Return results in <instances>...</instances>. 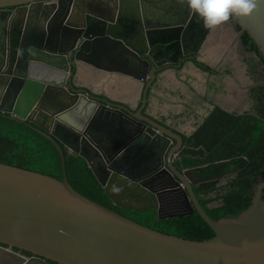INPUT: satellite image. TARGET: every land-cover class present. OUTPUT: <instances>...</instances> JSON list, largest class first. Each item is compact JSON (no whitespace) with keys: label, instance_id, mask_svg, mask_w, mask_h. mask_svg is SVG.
I'll use <instances>...</instances> for the list:
<instances>
[{"label":"water","instance_id":"1","mask_svg":"<svg viewBox=\"0 0 264 264\" xmlns=\"http://www.w3.org/2000/svg\"><path fill=\"white\" fill-rule=\"evenodd\" d=\"M183 1L0 0V110L52 140L63 171L58 179L0 162V264H264V173L246 210L215 220L194 191L190 169L174 164L186 150L182 135L143 114L160 66L178 63L182 44L186 54L197 53L210 30L193 27L202 21ZM146 2L163 13L145 24L123 17ZM233 16L264 56V3ZM83 63L129 67L145 83L142 104L133 109L77 88L71 68ZM60 143L87 161L114 205L157 209L160 218L198 211L215 235L168 234L82 195L68 181ZM166 179L172 183L150 185ZM166 192L182 194L187 207L163 214L159 197Z\"/></svg>","mask_w":264,"mask_h":264},{"label":"trees","instance_id":"2","mask_svg":"<svg viewBox=\"0 0 264 264\" xmlns=\"http://www.w3.org/2000/svg\"><path fill=\"white\" fill-rule=\"evenodd\" d=\"M242 38L250 48L258 49L248 32L244 31ZM195 62L210 69L197 59ZM75 73L74 68L72 82ZM262 73L264 75V68ZM254 74L257 76V71ZM254 91H258L254 111L237 113L216 106L191 135L182 134L186 150L175 164L180 170H191L194 191L203 208L215 220L246 210L252 204L256 185L264 173V87L254 88ZM60 145L68 181L82 195L168 234L191 240H205L215 235L198 211L160 218L157 209L138 211L114 205L87 161L73 155L62 143ZM0 162L58 179L63 176L61 155L52 140L33 123L18 120L1 110ZM172 210L165 207L163 214L173 213Z\"/></svg>","mask_w":264,"mask_h":264},{"label":"crops","instance_id":"3","mask_svg":"<svg viewBox=\"0 0 264 264\" xmlns=\"http://www.w3.org/2000/svg\"><path fill=\"white\" fill-rule=\"evenodd\" d=\"M208 37L207 41H204L205 46L200 59L213 66H224L229 61H233L235 69L245 75L246 65L243 66L238 59L242 55L236 53V48L233 49L236 33L231 29L227 31L223 25H219L213 27L212 34ZM227 52L233 55L226 56ZM116 66L83 63L76 69L74 83L78 87L89 89L98 96L102 95L104 98L137 109L142 104L145 83L129 73V67L119 69ZM156 79L155 86L147 93L145 114L173 123V126H176L175 129L181 133L192 134L215 107L208 98V94L213 90L206 92L207 79L211 81L214 76L209 77L198 68L187 66L178 73L175 70L162 71ZM195 92L202 93L205 99L208 98L207 102L201 100L194 108H187ZM225 101L233 106L242 102L238 97L232 98L230 95L225 98Z\"/></svg>","mask_w":264,"mask_h":264},{"label":"flooded vegetation","instance_id":"4","mask_svg":"<svg viewBox=\"0 0 264 264\" xmlns=\"http://www.w3.org/2000/svg\"><path fill=\"white\" fill-rule=\"evenodd\" d=\"M106 1L109 2V0H106ZM183 2L187 3V0H184ZM109 4H110V2H109ZM141 4L138 8H136V10L135 9L132 10L127 15L124 14L123 17L124 18L125 17L134 18L136 21L140 20L143 22V24H145L147 18H149V17L152 18L153 15L158 10L163 13L164 8H161V5L155 6L154 9H150L149 7L146 6L147 2L145 3V5L141 6ZM150 4H152V2L148 3V6ZM172 5H175V4H171V6ZM175 6H177V5H175ZM77 7L80 10H84V12H86V8L84 6H77ZM109 8H108V10H109ZM59 10L63 11V8L61 6H59L57 8V11H59ZM75 11H78V10L75 9ZM108 13H110V10ZM79 14H81L80 11H79ZM191 15H193V18L195 17V15L192 12L190 14V17H191ZM157 18L162 19V17H157ZM65 19L68 20L69 15H66L64 17V20H63L64 22H67V21H65ZM40 22L43 25L45 24V20H41ZM51 24H56V22L54 23L53 18L51 20ZM195 24H196L195 22L192 23L193 27L196 28V27H199L200 25H202L203 23H198L196 25ZM179 25L183 26V28L187 27L186 24H179ZM220 25H223L225 28H230L233 32L236 33V38H235L234 43H233V49L236 48V53L238 55H242V57H238V59H239V61H241L243 63V66H244V64L246 65V74L245 75L243 73H241L240 71L235 69L233 61H229L224 66L223 65L213 66V65L209 64L208 62L204 61L203 59H200V56L202 55V49L205 46L204 45L205 43L203 42V44L200 46L199 51L197 53H189V54L185 53V49L188 47L185 48V46L182 44L181 45L182 50H180V52H177V54H175L176 60L179 59L178 63L175 61L166 62L165 64L160 66V70L156 73L157 74L156 76L158 77V74L161 73L162 71H165V70H175V72L178 73V71H181L182 69H185V67L192 65L193 67L198 68L203 73L208 74L209 77L214 76V79L211 80L214 82H211L209 79H207L206 92H210L213 90L210 94H208L209 97L208 96L207 97L210 98L209 99L210 102L213 103L215 105V107L220 106V107H222V108H224L230 112H237V113L254 111V109L256 107V95L258 93V91H254V88L259 89L260 87H264V75H263V73L261 74V71H263V68H264V56L260 53L259 49L255 50L253 48H250L247 45V43H245L243 41L242 34L244 33V31L241 27L238 28L239 24L236 22L233 15L230 16L228 21L223 22ZM218 26H216V27H218ZM212 29H213V27L210 28L208 35L204 41H207V39L209 38L208 36L212 34ZM145 34H146V36L148 35L147 30H146ZM234 52L235 51L233 50V54H234ZM233 54L230 52H227L226 56H230ZM162 55H163V53L160 55V57H162ZM195 59L205 63L206 65H208L210 67V69L200 67L198 64H196ZM73 69H74V67L71 68L72 71H73ZM255 71H257V73H258L257 76L254 74ZM259 73L261 75H259ZM243 81H246V83L244 84ZM156 82H157V79L155 78L152 87H150L149 89H152L155 86ZM76 87L78 88V86H76ZM229 95L232 96V98L238 97L242 101L241 104H239V105L236 104L234 106L230 105L229 102L225 101V98L228 97ZM208 98H206V99H208ZM190 99L192 101H190L187 104V108H190V109L194 108V106L197 105L198 103H200L201 100L206 101L205 97L202 96V93H199V92H195V94ZM184 104H186V103H184ZM195 110H196V108H195ZM143 114L148 115V114H145L144 110H143ZM148 116H150V115H148ZM150 117H152V116H150ZM152 118L157 120L158 122L164 124L165 126L172 128L174 131H176L180 135L185 134V133H181L180 131L176 130L175 129L176 126L174 127L173 123H168L167 121H165V119L162 121L161 119H157L155 117H152ZM183 144H184V141H183ZM183 153H179L178 157L174 158V164H175V160L180 158V156ZM183 170H185V169H183ZM188 174L192 175L191 170H188ZM170 183H172L171 179H166L165 181L162 180L161 182L152 181V182H150V185L160 186V185H165V184L170 185ZM159 198H160L159 200L162 202V207L164 209H165V207L166 208L167 207L172 208L173 209L172 211L183 210L187 207V204H188L186 202V200L184 199V196L180 193H177V192H166V193L161 194ZM16 249L17 248H14V250H16ZM16 251H19V250H16ZM19 252H21L23 255H26L28 257L32 256V254L27 252V251H19ZM49 261L51 264H58L54 261H51V260H49Z\"/></svg>","mask_w":264,"mask_h":264},{"label":"clouds","instance_id":"5","mask_svg":"<svg viewBox=\"0 0 264 264\" xmlns=\"http://www.w3.org/2000/svg\"><path fill=\"white\" fill-rule=\"evenodd\" d=\"M264 0H187V5L207 28L229 20L232 15H249Z\"/></svg>","mask_w":264,"mask_h":264},{"label":"rangeland","instance_id":"6","mask_svg":"<svg viewBox=\"0 0 264 264\" xmlns=\"http://www.w3.org/2000/svg\"><path fill=\"white\" fill-rule=\"evenodd\" d=\"M223 28H225L224 26H223ZM227 31L228 30H230V28H225ZM231 32V31H230ZM201 58H204V57H201ZM190 67H193L192 65H189ZM244 82V84L246 83V81H243ZM192 176V175H191ZM193 178V177H192Z\"/></svg>","mask_w":264,"mask_h":264}]
</instances>
